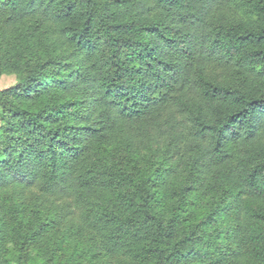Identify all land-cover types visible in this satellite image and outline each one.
<instances>
[{
	"label": "trees",
	"instance_id": "trees-1",
	"mask_svg": "<svg viewBox=\"0 0 264 264\" xmlns=\"http://www.w3.org/2000/svg\"><path fill=\"white\" fill-rule=\"evenodd\" d=\"M10 70L0 264H264V0H0Z\"/></svg>",
	"mask_w": 264,
	"mask_h": 264
},
{
	"label": "rangeland",
	"instance_id": "rangeland-1",
	"mask_svg": "<svg viewBox=\"0 0 264 264\" xmlns=\"http://www.w3.org/2000/svg\"><path fill=\"white\" fill-rule=\"evenodd\" d=\"M19 80L18 75L15 71L10 70L6 73H2L0 75V91L6 90L8 88H11L17 84ZM1 124V121H0ZM145 161H147V158H145ZM38 195L36 193L33 194V198H36ZM63 204H61L62 206Z\"/></svg>",
	"mask_w": 264,
	"mask_h": 264
}]
</instances>
